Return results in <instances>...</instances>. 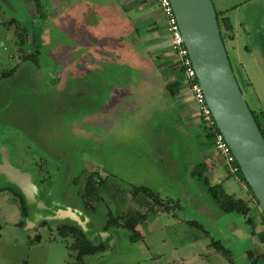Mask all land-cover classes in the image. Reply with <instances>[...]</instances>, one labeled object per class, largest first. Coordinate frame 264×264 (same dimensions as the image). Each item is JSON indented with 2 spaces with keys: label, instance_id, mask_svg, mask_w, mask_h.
Returning <instances> with one entry per match:
<instances>
[{
  "label": "rangeland",
  "instance_id": "1",
  "mask_svg": "<svg viewBox=\"0 0 264 264\" xmlns=\"http://www.w3.org/2000/svg\"><path fill=\"white\" fill-rule=\"evenodd\" d=\"M42 2L44 14L34 0H0V76L13 71L16 78L14 71L22 72L29 64L40 80L37 89L57 92L56 96L64 91L68 79L77 92L85 81L95 95L93 111L104 103L100 111L113 112V117L98 130L91 125L103 123L105 116L86 118L82 111L57 114L52 105L31 99L34 89L24 82L11 83L14 90L8 113L21 124V130L38 126L48 138L71 148L77 160L74 173L80 177L88 170L101 171L104 179L97 181L99 188L92 198L81 197L83 185H75L76 198L66 201L81 208L94 204L98 229L110 215H116L119 222L128 212L146 215L137 226L142 238L133 241L131 231L117 224L111 228L115 242L110 241L105 252L86 256L85 264H230L229 258L211 245L213 240H220L230 249L234 264H253L248 250H253L254 257L260 256L264 244L253 239L254 227L247 219L254 217L257 233L261 221L256 212L262 208L257 200L249 216L224 212L208 185L192 175L198 163L207 162L210 167L205 173L211 184L222 183L227 193L250 199L248 187L229 172L224 157L209 142L206 124L197 117L195 100L182 73L171 75L174 58L166 21L156 0ZM214 3L222 13L224 6L230 7L226 14L232 13L234 19L248 16L253 32L244 35L245 43L251 48L260 47L255 34L263 6L262 10L242 7L236 11L243 0ZM148 21L156 25L147 27L151 31L146 33L144 24ZM17 24L27 28L25 37L18 33ZM236 26L234 30L240 34L238 50L229 47L230 36L224 31L226 47L250 108L259 112L264 109V69L258 67L256 49L246 51L248 54L244 51L243 35ZM38 48L41 53H36ZM240 60L242 70L237 66ZM92 70L94 76L82 78ZM176 78L182 80L181 96H172L167 88ZM18 92L25 98L24 105L15 100ZM117 108L122 112L124 108L126 114L117 113ZM83 118L86 126H91L86 128L91 136L80 135L79 129L84 132ZM138 185L153 189L171 212L147 195L150 204L141 206L132 189ZM21 212L19 200L11 192L0 193V264H77V251L70 248L75 237L64 236L59 230L63 223H71L47 221L28 227ZM191 221L203 224L208 234Z\"/></svg>",
  "mask_w": 264,
  "mask_h": 264
},
{
  "label": "water",
  "instance_id": "2",
  "mask_svg": "<svg viewBox=\"0 0 264 264\" xmlns=\"http://www.w3.org/2000/svg\"><path fill=\"white\" fill-rule=\"evenodd\" d=\"M171 2L216 125L264 211V135L233 69L214 0ZM8 150L3 147L0 151V177L5 178L0 186L10 184L24 194L29 212L26 226L34 227L43 221L69 222L80 226L93 241L108 240L110 236L115 242L111 230H88L89 218L67 204L58 188L45 184L44 180L37 182L36 176L41 172L28 171L31 165L16 167Z\"/></svg>",
  "mask_w": 264,
  "mask_h": 264
},
{
  "label": "flooded vegetation",
  "instance_id": "3",
  "mask_svg": "<svg viewBox=\"0 0 264 264\" xmlns=\"http://www.w3.org/2000/svg\"><path fill=\"white\" fill-rule=\"evenodd\" d=\"M34 3L44 14L42 0H34ZM222 10H226V9H222ZM42 13L39 12L40 15ZM224 16H229L231 18L233 30H234V22L237 19H234V17H232L230 13H227V14L225 13ZM39 19L44 20V18H39ZM237 22L241 24V30L243 34L245 35V37H248L247 32L248 34L250 33L249 31L246 30V23L243 20H239V18ZM17 30L21 36H24V37L26 36V31H27L26 27L21 25V28H20V24H17ZM233 30L228 33L230 36V40L233 37H235V34L234 36L232 35ZM261 33L264 36V27L261 30ZM223 39L225 41V44L228 43L225 38ZM39 45H42V43H40ZM229 47L234 50L236 49V47L232 45L231 43H229ZM257 48L258 47L256 45H254L251 48L250 43H248V45L247 44L244 45L245 52L246 51L252 52L253 49L254 50L256 49L257 51L255 52L257 54L259 53V55L261 54L260 55L261 57H264V45L261 49V52ZM40 50L41 48H38L36 53H41ZM33 54L34 53H32V55ZM260 56H258V60L262 61V63L264 64V60H262ZM26 65L24 67L25 68L24 71L20 72L19 70L21 69L14 71L17 74L16 78H13V71L8 72L7 75L0 76V151L2 150L3 147H7L9 149L8 151L11 152L10 158L16 167L25 168V165H31L28 171L32 172L33 174L41 172V175L36 176V181L40 182L41 180H44L45 184L50 185V186L53 185V187L58 188L60 194L62 195L61 196L62 199L65 198V202L68 200L70 201L73 198H76V195L78 192L74 190L75 185H83V189H82L83 192H82L81 197L85 195L86 198H92L96 192L90 193L89 190L87 189V186L94 185L97 188H99L98 184L96 183L97 181L101 180V177H103L101 171H96V170L86 171L85 170L86 171L85 174L83 173L84 175L82 174V176L80 177L79 175L74 173L76 170L77 160L75 159V155H73L74 153H72L71 148L67 149L66 148L67 145H63V143L61 144L55 138H48V134H45L44 132L41 133L40 128H38V126L35 128H30L26 126V130H21V127H22L21 124L17 121L15 117H12L11 114L8 113L9 108L11 106L10 102L13 100L11 99L12 97L11 94L13 92L12 90H14L13 88H11L10 85L11 83H19V84L23 82L26 83L28 87H31V89H34V91L32 92L34 96L31 99L38 101L40 103L46 104V105H52L53 107H55V112H57V114L65 113L69 115L70 113H72L75 115L76 111H82V114H85L84 116H86V118L87 116L88 118H93L95 116L96 117L105 116L106 121H104L103 123L96 122L95 124L91 125L93 128H96L98 130L101 129L106 124L107 121L110 122L108 118L110 116L113 117V112L111 114H105V112H101L100 109H102L103 111V109L105 108L104 103L102 104V106H100V108L95 109L93 111V106L96 105L95 103H93L95 99V95H92V93L94 92L91 88V85L85 81L81 82L82 87L80 88L79 92H77L76 89L69 83L71 78L68 79L69 85L68 83L65 84V86L63 87V89L64 88L65 89L63 92H59L60 93L59 96L55 95L57 92L37 89L39 86H41L40 80H38L36 74L34 75V72H33L34 69L31 67V65L29 64H26ZM89 69H92V68H89ZM94 75H95V72L94 70H92L90 73L86 74L82 78L88 77V76H94ZM80 80H83V79L78 78V81ZM15 97H16L15 98L16 101L20 102L22 105L25 104L24 102L25 98L20 96L19 92ZM263 99H264V95H263ZM85 110H87L88 112ZM101 113H103L104 115ZM89 114H92L91 115L92 117L89 116ZM86 123L87 121L85 119L84 128H81L84 132H81V130L79 129V132L81 133L80 135L85 134V133L87 135V133H90V136H91V131L88 132L86 130L88 126V124L86 126ZM116 123H117V118H116ZM91 126H88V128H91ZM81 138L82 137H79L77 138V140L75 139L72 141H78ZM157 149H158V146H157ZM159 149H160V146H159ZM96 167L101 169L98 165H96ZM23 170L25 171V169ZM1 179H5V178L0 177V182H2ZM103 182L104 181H102L101 184H103ZM141 186H144V185L132 186V189H134L135 187H141ZM10 187H12V185L10 184L5 185L3 187L0 186V193L3 191L11 192L13 196H15L18 199L19 197L16 195V192H15L16 189H14L15 187H13V189ZM147 188L151 189L150 187H147ZM82 199L83 198H81V200ZM69 205H72V204H69ZM72 206L81 210L83 214L89 218V221L87 224L88 230L92 232L101 231V229H98L96 227L97 221L93 217V210L94 209L97 210L94 204L92 206L88 205V208L86 207V205H83L84 208H81L79 206H74V205ZM91 214H92V217H91ZM21 216H22V213H21ZM22 217L24 218V216ZM41 223L43 225L46 224L43 222ZM103 224L104 226L102 228L103 230H106V231L111 230V228L113 227H117V224H114V223L108 226V220L106 223H103ZM110 238L111 237L109 236L107 238L108 240H104L106 243V248L104 250H101L100 252L106 251L107 248L110 246L109 245L111 241Z\"/></svg>",
  "mask_w": 264,
  "mask_h": 264
},
{
  "label": "trees",
  "instance_id": "4",
  "mask_svg": "<svg viewBox=\"0 0 264 264\" xmlns=\"http://www.w3.org/2000/svg\"><path fill=\"white\" fill-rule=\"evenodd\" d=\"M157 5V4H156ZM228 11V9L225 10L224 13H222L223 11H217L218 13V19H219V24H220V28L222 30V36L223 38H225V33L224 31H226L227 33L231 32L233 30V25H232V21L231 18L229 16H224V14ZM155 27L156 22H151L148 21L147 23L144 24V32H149L151 30H148L147 27L149 26H153ZM146 27V30H145ZM157 28V27H156ZM139 33L142 34V31L140 28L137 29ZM174 70L171 71V75L178 73H181V68L174 62ZM182 83V80L179 78H176L172 83L168 84L167 88L170 92V94L172 96H175L177 94H179L180 92V84ZM254 116L261 128V131L264 135V109L260 110L259 112H256L253 110ZM207 129V138L209 140V142L211 143V145H214V139H215V132L219 131L218 127L215 126L214 129L212 128H206ZM209 164L207 162H200L198 163L193 172L192 175L197 177L198 179H201L202 181H204L207 185H208V191L210 192L211 196L213 197V199L219 204V206L221 207V209L224 212H237L240 213L242 215L245 216H249V213L252 211L253 209V204L251 205L252 201L257 202V198L254 195L251 187L249 186L248 182L246 181L241 168L239 170V174L238 176L240 177V180L242 183H244L249 190V193L251 194V198L250 199H243V198H237L229 193H227L224 189V187L222 186V183H215V184H211L209 177L206 175V171L209 169ZM12 186L10 188L13 189ZM14 189H16V195L19 197V203L21 205V210H22V216L26 217L28 215V206L26 203V198L24 196V194L17 188L15 187ZM87 189L89 190L90 193H94L97 192V187L94 185H88ZM133 193H134V198H138L139 200V204L141 206H148L147 203L152 199H154L155 204L159 205L160 207H164L163 210H167L169 212L170 209L168 206L164 205L163 201L160 199V197L156 194V192H154L153 190L145 187V186H141V187H135L133 189ZM143 196H140V195ZM138 195V196H137ZM146 195L151 197V200H147L146 199ZM133 198V199H134ZM259 204V202H258ZM162 210V209H160ZM178 210V209H177ZM262 214L264 216V211L262 210ZM127 216L123 218L122 222H119L117 220V216L116 215H111L108 219V226L114 224H119L122 225L126 228H128L131 231L132 234V240L133 241H137L138 239L142 238L140 231L137 229V226L140 222H142L143 220L146 219V215L143 212L140 211H136V212H128L126 214ZM123 215H120V217ZM119 217V218H120ZM247 221L253 225L254 229H253V234H255V227L256 225L254 224V217H248ZM23 223V221L21 222V224ZM43 223H47V221H43ZM264 223V222H263ZM191 224L200 228L201 230H203L204 232H206L207 230H205V227L203 224L197 222V221H191ZM60 233L63 234L64 236H70L72 235L73 237H75L74 242L71 244L70 248L73 250L77 251V264H85V257L88 255H93L96 253H99L101 250H104L106 248V243L105 241H100V242H96L93 241L88 235L87 233L78 225L75 224H65L63 223L60 227H59ZM208 234V232H206ZM260 240L262 243H264V230L260 231L258 233ZM37 240H40V235H38ZM211 245L219 252H221L225 257L229 258V262L230 264H234L233 260H231V252L230 249L227 248L220 240H213L211 242ZM248 257L253 259L252 263L253 264H264V254L260 255V256H256L254 257V252L252 249L248 250Z\"/></svg>",
  "mask_w": 264,
  "mask_h": 264
},
{
  "label": "built area",
  "instance_id": "5",
  "mask_svg": "<svg viewBox=\"0 0 264 264\" xmlns=\"http://www.w3.org/2000/svg\"><path fill=\"white\" fill-rule=\"evenodd\" d=\"M156 4L162 13L164 21H166L165 26L170 41L171 56H173L174 62L181 68L183 82L188 86V91L195 100L197 117L201 123L206 124V128L214 129L217 125L207 104L203 88L198 80L172 2L171 0H156ZM214 148L224 157L225 163L229 167V172L233 175H238L240 166L231 146L220 130L215 132Z\"/></svg>",
  "mask_w": 264,
  "mask_h": 264
},
{
  "label": "crops",
  "instance_id": "6",
  "mask_svg": "<svg viewBox=\"0 0 264 264\" xmlns=\"http://www.w3.org/2000/svg\"><path fill=\"white\" fill-rule=\"evenodd\" d=\"M243 2H244V6L243 5H240V6H238L237 8H236V11L238 10V9H243V8H247L248 10L249 9H261L260 8V6H263L264 7V0H243ZM243 7V8H242ZM224 9H229L230 7H223ZM262 10V9H261ZM241 11V10H240ZM264 12V11H263ZM261 13V16L259 17V20H258V25H257V30H256V34L255 35H257L258 36V38H259V43H260V47L258 48V50H260V52H261V49H262V47L263 46H261V41H263L264 40V36L262 35V33H261V30L263 29V27H264V13ZM240 13V12H239ZM231 14V16H232V13H230ZM233 17V16H232ZM241 20H243L245 23H246V30L247 31H249V33H251V32H253L252 31V23H250L251 21H250V19H249V17L247 16L246 18H242ZM239 25L240 26V29H241V24H239L236 20H235V22H234V29H235V26L236 25ZM237 27V26H236ZM234 31V33H232V35L234 36V34H235V37H233L231 40V44L232 45H234L235 47H236V49H235V51L236 50H238L237 49V44L239 43V38H240V34H236V32H235V30H233ZM247 34H248V32H247ZM241 35H243V41H244V45H246V43H245V40H244V34H243V32H242V30H241ZM241 54H243V53H241ZM258 56H260L259 55V53L257 54ZM258 56H256V58H257V63L259 64V68L261 67V71L264 69V64L262 63V61H260V60H258ZM238 66L240 67V69L242 70V69H244V66H243V62L240 60V63L238 64ZM243 72V71H242ZM178 96H181V94H180V92H179V94H177ZM176 96V95H175ZM250 98H253V97H251V96H249ZM255 99V98H254ZM253 100V99H252ZM255 101V100H254ZM256 103L257 104H259L258 103V100H256ZM254 108H255V106H254ZM122 110L124 111V112H122V111H120L119 112V114L120 113H122L123 115H125L126 113V110H124V108H122ZM118 113V112H117ZM244 184V183H243ZM245 185V184H244ZM246 186V185H245ZM247 187V186H246ZM250 194V193H249ZM252 196H250V198H251ZM252 203H253V205H255V201H252ZM257 214V216H260V223L258 224L259 225V227H258V229L259 230H257L258 232L257 233H255L252 237H253V239L254 238H256V242H257V244H264V243H262L261 242V240H260V237H259V235H258V233L260 232V231H263L264 230V216H263V214H262V211L261 212H259V211H257L256 212ZM257 225V224H256Z\"/></svg>",
  "mask_w": 264,
  "mask_h": 264
}]
</instances>
